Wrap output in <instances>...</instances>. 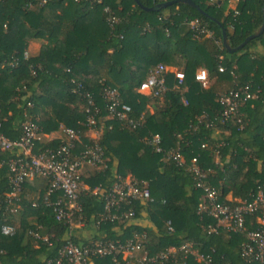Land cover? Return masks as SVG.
<instances>
[{"label":"trees","instance_id":"trees-1","mask_svg":"<svg viewBox=\"0 0 264 264\" xmlns=\"http://www.w3.org/2000/svg\"><path fill=\"white\" fill-rule=\"evenodd\" d=\"M171 1L175 0H0V132L16 141L21 123L33 121L41 135L36 153L64 143L44 141L42 135L61 127L73 129L79 141L72 156L83 145L95 143L104 159L103 168L80 169L78 210L72 212L70 227L56 221L44 201L45 178L44 189L35 196L25 181L19 201L13 203L18 208H6L7 164L13 152L0 153V226L14 227L12 235L0 234V264L53 260L68 232L72 243L81 247L94 242L140 245L138 257L123 258L118 252L92 257V264H153L148 260L183 244L209 255L212 264H256L242 256L244 235L221 228L208 231L216 222L202 210L203 195L188 168L195 159L206 174L203 184L214 188L224 205L249 202L258 191L264 192V29L235 52L228 53L221 44V28L230 49L259 29L264 0H190L204 15L185 3L162 6ZM110 16L116 19L111 26ZM190 20L205 25L210 36H195L187 25ZM33 41L41 42L37 54L24 56ZM158 64L179 69L181 83L167 70L161 97L138 92ZM200 69L207 73L206 87L194 80ZM244 86L254 97L241 101L234 115L223 119L219 96ZM104 88L116 91L119 103L129 107L127 117L139 123L136 127L109 118ZM83 93L91 95L98 110L92 126L96 139L86 136ZM155 135L159 152L150 143ZM175 149L181 165L168 157ZM127 177L145 185L150 200L120 205L118 212L130 210L131 217L105 219L102 195ZM57 198L58 192L47 201ZM255 218L246 217L247 230L256 228ZM91 229V239L76 236ZM162 264L197 263L191 255L177 252Z\"/></svg>","mask_w":264,"mask_h":264},{"label":"built area","instance_id":"built-area-1","mask_svg":"<svg viewBox=\"0 0 264 264\" xmlns=\"http://www.w3.org/2000/svg\"><path fill=\"white\" fill-rule=\"evenodd\" d=\"M43 3V0H40ZM212 2V0H208ZM237 1V0H235ZM98 2V1H97ZM104 12H108L104 8ZM236 14V12H234ZM109 26L116 22L114 16L107 19ZM189 29L195 36H210V32L205 25L198 20H190L187 22ZM168 69L161 64L156 65L148 73L146 79L139 85L138 92L150 95L154 98L161 97L165 91L163 73ZM221 69L219 68V71ZM174 77L177 83H181V71H175ZM194 80L202 87L207 85V73L205 70H198L194 76ZM78 88H80L78 86ZM82 97L86 101L85 123L89 131H93L94 116L98 110L94 106L92 97L89 93H83ZM254 95L249 91V86H244L235 92H230L219 96L218 102L222 106L221 116L226 119L237 111L241 101L250 100ZM102 98L106 101V110L109 118H115L122 121L130 128L136 127L139 123L130 120L127 117L129 107L119 103L118 95L114 89L104 88L102 90ZM185 104V102H183ZM28 106H30L28 104ZM64 138V143L54 149H45L39 152H33L35 144L39 141L40 133L36 124L31 120H25L21 123V136L16 141H11L0 132V153L13 152V157L8 161V185L10 192L6 195V208L9 211H15L18 208L14 202H18L19 192L23 183L33 178H45L48 181L44 201L52 207L54 219L56 221H64L70 227L72 224V212L78 210L77 193L80 188V169L87 165L93 169L104 167V159L102 151L95 143L83 145L77 152L72 154L74 145L78 142V131L68 128L60 129ZM154 146L155 152H159L158 137L155 135L150 140ZM168 157L176 164L181 165L182 157L175 149L168 154ZM188 170L193 174L195 187L200 189L203 195L204 205L202 210L205 215L214 219L216 224L209 227V232H215L217 228L223 229L227 233L242 234L246 242L241 245L242 256L247 261H254L256 264H264V217L262 211L264 209V192L258 191L254 198L249 202H240L235 206H228L217 201V192L214 188L205 186L202 180L205 173L198 168L195 159L190 161ZM60 193V198L53 202H48L47 198L53 193ZM99 192L98 189L94 193ZM104 210L108 213L105 219L110 221L119 218H128L132 216V212H118L120 205L130 203L131 201H149V193L142 185L138 186L130 178H125L115 183L111 189L102 195ZM14 206V208H13ZM110 211L112 213L110 214ZM115 213V214H113ZM116 213H118L117 216ZM256 215V228L247 230L245 219L247 216ZM168 230H171L168 227ZM14 233V227L8 224L0 226V234L2 236H10ZM34 238L39 239L37 234L30 233ZM41 240L46 242V238ZM140 245L137 242L128 241L123 245L117 243H92L90 246H76L70 239V232L65 234L64 244L55 259L45 261L44 264H92L91 258L96 256H106L110 254L122 253L131 255L138 252ZM184 255H191L197 264H212L209 255L197 253L191 249L189 244H183L178 249H168L160 253L157 257L149 259L148 262L153 264H162L167 259H173L177 252ZM145 258L142 257L141 261Z\"/></svg>","mask_w":264,"mask_h":264},{"label":"crops","instance_id":"crops-1","mask_svg":"<svg viewBox=\"0 0 264 264\" xmlns=\"http://www.w3.org/2000/svg\"><path fill=\"white\" fill-rule=\"evenodd\" d=\"M40 44H41V42H38V41L29 42V44L25 50L24 56H33V55L37 54L38 49L40 47ZM256 51H258L259 53H262V51L260 49H257ZM167 69L173 73L175 71H180L179 69H170V68H167ZM147 110L149 113H152V111H153V109L151 107H148ZM60 129L58 130L57 133H52L50 135H42V140L50 141L53 139H60V140L64 139L63 135L61 134ZM86 136L90 139H96L97 133L94 131H88ZM27 182L29 183V185L31 187L30 194L32 196L37 195L40 190L44 189L45 184H46V181L44 179H41V178H33L31 180H28ZM92 232H93L92 229H91V231H88V232L84 231V230H82V231L80 230V231H78V234L76 233V236L80 240H82V239L88 240V239L92 238V236H93ZM125 257L130 258V257H132V255L124 254L123 258H125Z\"/></svg>","mask_w":264,"mask_h":264},{"label":"water","instance_id":"water-1","mask_svg":"<svg viewBox=\"0 0 264 264\" xmlns=\"http://www.w3.org/2000/svg\"><path fill=\"white\" fill-rule=\"evenodd\" d=\"M173 3H185V4H188L189 6L195 8L199 13L203 14V12L196 5H194L190 0H175V1L167 2V3L163 4L162 6L165 7V6L171 5ZM137 4L139 5V3H137ZM141 8H143V7H141ZM143 9H145V8H143ZM145 10H148V9H145ZM263 29H264V19L262 21L261 26L259 27V29L254 34H252V35L248 36L247 38H245L243 40V42L238 47H236L234 49H230L228 47L227 43H226V40H225V32L221 28V44H222L223 48L228 53L235 52V51L239 50L241 47H243L245 44H247L251 39H253V38L257 37L258 35H260Z\"/></svg>","mask_w":264,"mask_h":264},{"label":"rangeland","instance_id":"rangeland-1","mask_svg":"<svg viewBox=\"0 0 264 264\" xmlns=\"http://www.w3.org/2000/svg\"><path fill=\"white\" fill-rule=\"evenodd\" d=\"M132 257H138V253H132Z\"/></svg>","mask_w":264,"mask_h":264}]
</instances>
